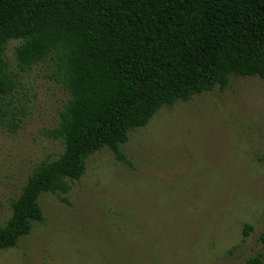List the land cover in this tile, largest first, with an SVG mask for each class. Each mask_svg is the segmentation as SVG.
<instances>
[{
	"label": "rangeland",
	"instance_id": "obj_1",
	"mask_svg": "<svg viewBox=\"0 0 264 264\" xmlns=\"http://www.w3.org/2000/svg\"><path fill=\"white\" fill-rule=\"evenodd\" d=\"M18 43L4 58L26 112L16 133L0 128V225L32 170L63 152L48 131L69 99L45 63L19 72ZM122 151L130 165L103 148L66 194H42L43 220L0 250V264L264 262V80L231 77L223 90L164 106Z\"/></svg>",
	"mask_w": 264,
	"mask_h": 264
},
{
	"label": "trees",
	"instance_id": "obj_2",
	"mask_svg": "<svg viewBox=\"0 0 264 264\" xmlns=\"http://www.w3.org/2000/svg\"><path fill=\"white\" fill-rule=\"evenodd\" d=\"M11 40L19 72L45 63L69 99L48 131L63 152L11 201L0 250L30 234L43 220L40 196L66 194L91 154L107 148L130 165L122 145L162 107L223 90L231 77L264 80V0H0V128L9 133L26 112L4 58Z\"/></svg>",
	"mask_w": 264,
	"mask_h": 264
}]
</instances>
